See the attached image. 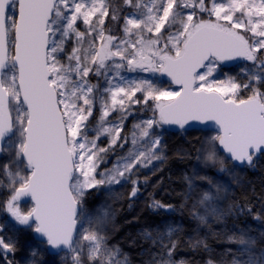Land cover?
<instances>
[{
	"label": "snow or ice",
	"instance_id": "1",
	"mask_svg": "<svg viewBox=\"0 0 264 264\" xmlns=\"http://www.w3.org/2000/svg\"><path fill=\"white\" fill-rule=\"evenodd\" d=\"M238 59L252 65L243 78H218ZM190 122L214 127L195 152L222 175L186 174L181 207L210 226L236 207L225 206L234 169L264 156V0H0V264H19L29 233L26 264L49 252L129 264L108 244L111 206L89 209L86 196L130 184L136 197L139 171L167 160L165 126ZM177 231L143 232L160 249L147 264H189L174 259ZM227 241L242 246L231 261L214 260L207 237L188 246L209 253L204 264H264L254 237Z\"/></svg>",
	"mask_w": 264,
	"mask_h": 264
},
{
	"label": "rangeland",
	"instance_id": "2",
	"mask_svg": "<svg viewBox=\"0 0 264 264\" xmlns=\"http://www.w3.org/2000/svg\"><path fill=\"white\" fill-rule=\"evenodd\" d=\"M224 69L223 72L218 74V78H225L226 75L239 76L241 78L244 77V69H250L252 67L251 63L248 61L242 60L239 63H236L232 66H224L221 65ZM129 126L131 125V120L128 122ZM166 127V126H165ZM167 128V127H166ZM215 133L210 131H201V130H192V131H179V132H168L164 136V142L166 144V152L167 159L170 156H177V149L186 150V154L183 157L192 158L191 163L185 168H177L172 171L171 182L173 185V189L179 197V207L182 212H184L189 221V230L184 229L181 225V221L177 218L174 219H160V220H144L140 227L137 230V233L140 236V240L146 244L139 251L140 257L135 259V256L128 252L123 248L121 243V237L117 235V225H116V216L121 211L123 202H125V197L129 196V192L131 190L130 184H122V185H113L114 192L110 194L104 190H92L94 193H88L86 196V205L89 209L94 208L95 206L101 203H107L111 206L112 209V223L108 229V244L115 245L121 249V255L118 257L119 259H123L126 255L129 261V264H147V262L153 259L151 253L159 252V247L154 246L151 240L146 239L143 236V232L145 230H155L159 228L160 230L166 231L167 226H172L173 228H177L178 231L174 234L173 239L179 240L183 238L185 241H189V239H194L197 237L203 238H217L220 242V248L211 247V257L216 261H220L221 259H226L227 261H231L234 256L231 253L239 254L242 246H239L235 243H229L227 241V236L236 233L240 235L241 233L245 234L247 237H254L256 240L255 248L253 249L256 255H259L260 251L264 249V230H259L254 227L251 223H244L243 225L237 224L234 221H229V219L234 220L237 216L243 214V208L241 204H239L237 200V193H248L249 195H255L258 199L260 211L259 217L264 219V161H261L260 157L256 158L254 161V167H249L248 165L239 166L234 169V174L237 179V183H233L229 189L228 196L229 199L225 201V206L228 205H236L233 212L225 217L223 222H210L209 225H201L197 220L193 219L186 208L181 207V202L183 197L179 195L186 184L183 180V177L187 175H192L194 170H198L201 175L207 173L208 175L215 174L216 178H219L222 174L216 172L215 168L205 167V164L202 160H197L195 148L200 146V142L207 135H214ZM190 145H193L190 147ZM194 148L191 150V148ZM119 149L117 152L119 153ZM180 157V156H177ZM182 157V158H183ZM181 158V157H180ZM116 156L111 153L105 157L106 163L102 164L100 167V171H103L107 167H111L112 163L115 162ZM110 161V162H109ZM162 165L159 167L161 168ZM144 175H153L150 169H141ZM230 179L229 177H226ZM258 178V179H257ZM255 180V181H254ZM258 180V181H257ZM257 181V182H256ZM161 183V177L155 178V180L151 183V185H158ZM255 187H258L256 189ZM131 203H129L128 211L131 214H137L147 205V197L146 194L138 192L136 197H130ZM120 202V203H119ZM122 202V203H121ZM30 203V202H29ZM118 204V205H117ZM131 204V205H130ZM121 205V206H119ZM118 206V207H117ZM117 209L119 211H117ZM148 221V222H147ZM184 230V231H183ZM211 232H215L218 235H211ZM31 240L22 239V246L20 250L17 252L19 254V264H26V258L29 255V247L34 246L36 241L33 239L32 234ZM130 240H133V237H130ZM126 250V251H125ZM225 250H229L230 254L227 256H222ZM215 254V255H213ZM63 255V254H61ZM209 256V254H208ZM43 257V256H42ZM240 260L247 259L246 255L238 256ZM177 261L180 258H174ZM68 262L71 263L69 259ZM49 264H61V260L59 256H53L50 260Z\"/></svg>",
	"mask_w": 264,
	"mask_h": 264
},
{
	"label": "trees",
	"instance_id": "3",
	"mask_svg": "<svg viewBox=\"0 0 264 264\" xmlns=\"http://www.w3.org/2000/svg\"><path fill=\"white\" fill-rule=\"evenodd\" d=\"M191 146L193 145H190V147ZM193 149L194 148L192 147L191 150ZM259 157L261 161H264V156ZM191 161L192 158L190 159L187 157L180 158L177 156H170L161 166L162 170L156 172L153 175H144L143 171H139L138 179L140 183L138 187L140 189V193L146 194V207L137 214L133 215L131 214V212L129 213L128 208L129 202L131 203V198L129 199V196H126L125 202H123L124 206L122 205V209L119 212L120 214L118 213L116 216L117 235L121 237L123 248L132 253L135 256V259L140 257L139 251L143 246L146 245L140 240V236L137 233L140 224L144 220L157 221L160 219L167 220L177 218L181 221V225L183 226V228L189 230L190 224L188 221V217L184 212L180 210L179 197L173 189L171 175L173 170L177 168H185L191 163ZM157 177H161V183H159L158 185H151V183ZM145 179H147V183H145ZM255 188L258 189V187ZM90 193L94 192L91 191ZM236 197L239 204H241L243 208V214L237 216L234 220L229 219V221H234L235 223L240 225H243L244 223H251L259 230H264V219L259 217L260 207L257 197H255V195H249L248 193H237ZM153 201H159L165 205H171L172 208H153L151 206ZM125 207H127V210L125 209ZM156 211L161 212L157 213ZM131 236L133 237L132 241L130 240ZM24 238L29 241L31 240V236L29 234H26L24 237H22L23 240ZM178 241L180 242V246L176 250L174 258L187 260L189 264H204L205 260L208 258L209 253H205L202 250H191L188 246V241L183 240V238H180ZM207 242L210 247L220 248L221 242L217 238L211 237L207 239ZM18 255L19 254L17 253L15 254V260L19 262ZM52 258L53 256H50L47 253L42 257L45 264H49ZM68 264L71 263L68 262Z\"/></svg>",
	"mask_w": 264,
	"mask_h": 264
},
{
	"label": "water",
	"instance_id": "4",
	"mask_svg": "<svg viewBox=\"0 0 264 264\" xmlns=\"http://www.w3.org/2000/svg\"><path fill=\"white\" fill-rule=\"evenodd\" d=\"M242 60H233V61H227L225 62L224 66H231L234 65L235 63H238ZM165 80L167 79L166 77L164 78ZM168 128V130L172 131V132H179V131H192V130H201V131H210L215 133V129L214 127L211 126H205L203 124H200L199 122H190V126L189 125H185L184 129H181L178 125H170V126H166ZM33 237V236H32ZM33 239L36 241V239L33 237ZM50 256H56L53 252H49L47 253Z\"/></svg>",
	"mask_w": 264,
	"mask_h": 264
},
{
	"label": "bare ground",
	"instance_id": "5",
	"mask_svg": "<svg viewBox=\"0 0 264 264\" xmlns=\"http://www.w3.org/2000/svg\"><path fill=\"white\" fill-rule=\"evenodd\" d=\"M258 179V178H257ZM255 181V180H254ZM258 181V180H257ZM256 181V182H257ZM128 202V201H127ZM120 203V202H119ZM122 203V202H121ZM130 203V202H129ZM126 204V203H125ZM118 205V204H117ZM131 205V204H130ZM119 206H121V205H119ZM124 206V205H123ZM127 206V205H126ZM118 207V206H117ZM125 209L127 210V207H125ZM125 210V211H126ZM117 211H119L118 209H117ZM157 212V211H156ZM159 212H161V211H159ZM159 212H157V213H159ZM123 213H124V209H123ZM130 213V212H129ZM155 213V212H154ZM120 214V213H119ZM122 214V213H121ZM128 214V213H127ZM163 214V213H162ZM123 215V214H122ZM125 215V214H124ZM154 215V214H153ZM156 215V214H155ZM158 215V214H157ZM161 215V214H160ZM122 217V216H121ZM127 217V216H126ZM159 217V216H158ZM150 218H151V216H150ZM154 218V217H153ZM148 222V221H147ZM126 251V250H125ZM213 255H215V254H213ZM214 259V258H213ZM130 261V260H129Z\"/></svg>",
	"mask_w": 264,
	"mask_h": 264
}]
</instances>
